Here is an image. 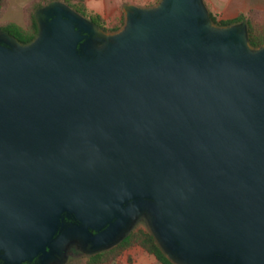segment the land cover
I'll list each match as a JSON object with an SVG mask.
<instances>
[{
	"label": "water",
	"instance_id": "1",
	"mask_svg": "<svg viewBox=\"0 0 264 264\" xmlns=\"http://www.w3.org/2000/svg\"><path fill=\"white\" fill-rule=\"evenodd\" d=\"M46 7L0 43V259L61 263L146 214L178 264H264V44L202 0L129 5L105 37Z\"/></svg>",
	"mask_w": 264,
	"mask_h": 264
},
{
	"label": "trees",
	"instance_id": "2",
	"mask_svg": "<svg viewBox=\"0 0 264 264\" xmlns=\"http://www.w3.org/2000/svg\"><path fill=\"white\" fill-rule=\"evenodd\" d=\"M4 0H0V7ZM43 2L45 5H43ZM55 3H60L64 7L89 20L99 33L93 34L97 37H105L107 33H115L121 30L125 24L113 27H107L104 19L99 13L89 10L84 5L83 0H32V10L36 11L35 16L31 18L28 28H24L14 22L0 23V43L9 47L13 46L14 41L20 44L30 43L39 32V18L44 20L42 12L43 6L51 7ZM155 5V4H154ZM151 5L150 7L154 6ZM208 18L212 25L225 27L234 24H240L246 28L247 41L251 48L256 49L264 44V10L250 9L245 12H239L232 18H219L218 14L206 6ZM11 37L12 39H8ZM137 244L147 254L153 256L159 264H178L170 259L165 250L159 244L151 230L144 228H130L121 239L108 248L90 252L89 250L78 249V255L88 257L91 264H108L123 249ZM67 261L62 264H67Z\"/></svg>",
	"mask_w": 264,
	"mask_h": 264
},
{
	"label": "rangeland",
	"instance_id": "3",
	"mask_svg": "<svg viewBox=\"0 0 264 264\" xmlns=\"http://www.w3.org/2000/svg\"><path fill=\"white\" fill-rule=\"evenodd\" d=\"M131 0H115L116 5H105L100 6L98 10L100 13L90 7H88L83 0V3L89 10H92L96 13H99L105 21L107 27H113L117 25H123L126 21V12L128 10L127 4ZM160 0H146L145 6H151L158 3ZM202 3H206L207 7L213 10L212 5L209 3L208 0H202ZM119 4V5H118ZM32 0H4L3 5L0 7V23L3 22H14L24 28H28L31 22V18L35 16L36 11L32 10ZM43 5L44 2H43ZM43 8H47L44 7ZM47 10V9H45ZM219 16V15H218ZM219 18H221L219 16ZM41 20V18H39ZM110 35V33H107ZM130 228H144L149 229L150 224L148 220V216L146 214H142L138 216L133 223L131 224ZM80 244L78 241L70 242L65 250H64V259L61 263L57 261L50 262L49 264H62L63 262L67 261V264H91L88 261L87 256L78 255V249H80ZM147 253L137 244L130 246L127 249H123L120 251L110 263L108 264H131L138 258ZM170 257V256H169ZM173 261L174 259L170 257ZM99 264V263H97ZM105 264V263H100Z\"/></svg>",
	"mask_w": 264,
	"mask_h": 264
},
{
	"label": "crops",
	"instance_id": "4",
	"mask_svg": "<svg viewBox=\"0 0 264 264\" xmlns=\"http://www.w3.org/2000/svg\"><path fill=\"white\" fill-rule=\"evenodd\" d=\"M115 0H85L88 7L98 11L100 6L116 5ZM146 0H131L126 6L134 5L138 7H150L145 6ZM213 7V11L216 12L221 18L235 17L239 12H245L250 9L264 10V0H208ZM160 2V1H159ZM158 2V3H159ZM156 3L155 5H157ZM205 7L206 3H203ZM119 5V4H118ZM154 5V6H155ZM153 7V6H152ZM131 264H159L156 259L149 255H143Z\"/></svg>",
	"mask_w": 264,
	"mask_h": 264
},
{
	"label": "flooded vegetation",
	"instance_id": "5",
	"mask_svg": "<svg viewBox=\"0 0 264 264\" xmlns=\"http://www.w3.org/2000/svg\"><path fill=\"white\" fill-rule=\"evenodd\" d=\"M45 13H46V14H49L50 11H49V10H46ZM44 16H45V14H44ZM92 36H93V35H92ZM93 37H95V36H93ZM90 244H91V243L88 242L84 250H89V248H90ZM0 264H10V263H4V262L2 261V259H0ZM21 264H43V263L41 262V260L39 259V257H35V258H34L32 261H30L29 263H27V262H23V263H21Z\"/></svg>",
	"mask_w": 264,
	"mask_h": 264
}]
</instances>
